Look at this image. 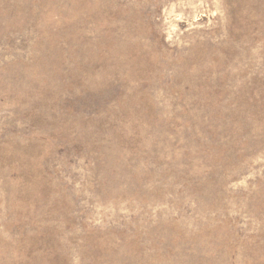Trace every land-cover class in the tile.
Returning <instances> with one entry per match:
<instances>
[{
  "label": "rangeland",
  "instance_id": "374dc122",
  "mask_svg": "<svg viewBox=\"0 0 264 264\" xmlns=\"http://www.w3.org/2000/svg\"><path fill=\"white\" fill-rule=\"evenodd\" d=\"M0 264H264V0H0Z\"/></svg>",
  "mask_w": 264,
  "mask_h": 264
}]
</instances>
